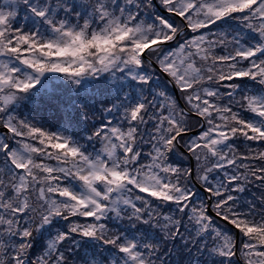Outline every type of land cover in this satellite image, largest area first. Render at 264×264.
<instances>
[{"label":"snow or ice","instance_id":"1","mask_svg":"<svg viewBox=\"0 0 264 264\" xmlns=\"http://www.w3.org/2000/svg\"><path fill=\"white\" fill-rule=\"evenodd\" d=\"M0 264H264V0H0Z\"/></svg>","mask_w":264,"mask_h":264}]
</instances>
